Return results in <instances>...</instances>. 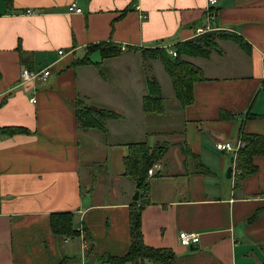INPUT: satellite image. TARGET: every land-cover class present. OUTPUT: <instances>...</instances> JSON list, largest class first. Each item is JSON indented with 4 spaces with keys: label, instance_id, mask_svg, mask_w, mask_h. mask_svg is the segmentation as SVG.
<instances>
[{
    "label": "crops",
    "instance_id": "obj_1",
    "mask_svg": "<svg viewBox=\"0 0 264 264\" xmlns=\"http://www.w3.org/2000/svg\"><path fill=\"white\" fill-rule=\"evenodd\" d=\"M13 2L8 9L0 0V127L26 132L0 133V264H110L100 257L130 249L137 191L144 242L173 250L175 264H264V156L235 188V158L227 177L235 156L217 149L238 145L241 129L264 136V0H219L213 30L237 33L251 53L221 40V52L186 57L204 79L184 106L156 77L162 112L143 109L145 72L159 60L129 48L170 50L198 36L208 25V0ZM73 4L82 11L71 12ZM108 40L124 48L121 56L102 60L95 51L92 65H75L87 47ZM27 66L50 68L51 76L23 84ZM78 98L122 119L107 122L106 136L82 130ZM143 140L165 153L148 188L138 189L124 161L129 145ZM198 160L205 172L196 170ZM60 212L74 213L76 234L53 232L52 215ZM186 231L200 242L182 246L178 235Z\"/></svg>",
    "mask_w": 264,
    "mask_h": 264
},
{
    "label": "trees",
    "instance_id": "obj_2",
    "mask_svg": "<svg viewBox=\"0 0 264 264\" xmlns=\"http://www.w3.org/2000/svg\"><path fill=\"white\" fill-rule=\"evenodd\" d=\"M8 9L14 8L13 0H4ZM213 22V21H212ZM226 40L233 43H237L242 50L247 54L251 53V45L245 41L237 33L225 31V29L207 31L204 34L194 36L191 40L182 41L178 45L174 46L171 50L177 53L176 57H173L168 53L169 48L153 46L150 48H129L131 51H137L142 59L145 60H159L163 67L170 75V80L173 83L175 95L179 102L187 106L194 100V83L195 81L203 80V72L198 67L187 61L186 57L198 56L207 58L211 55L212 50L219 51L218 41ZM95 51L99 52L102 60L108 58H117L124 52V48L111 40L108 42L94 43L87 47V54L77 60L75 65L85 64L92 65L89 55ZM20 59L26 66L27 59L24 58L25 52L19 48ZM221 52V51H219ZM99 65V63H97ZM28 67V66H27ZM155 75H149L145 72V80L148 94L144 99V110L146 112H162L164 111V98L161 95V85L157 81ZM78 119V127L83 129H99L106 136L108 134L107 122L111 119L120 120L122 116L116 113L112 109L102 108L101 106H93L87 103L84 99L76 100V111ZM250 118V117H249ZM26 132V129L12 127H0V133L3 135H12L14 133ZM240 140L243 142L244 147H240L238 153L235 156V167L238 171L235 188L240 187V182L244 179H248L258 170V166L254 163L255 158L258 156H264V136L258 134H246L242 129ZM130 151L124 161L125 175H131L138 184L139 189H147L148 183L146 181L148 172L160 161L164 156L165 148L154 147L151 149L148 143L143 140L139 143L129 145ZM195 160H197L195 158ZM194 164V163H193ZM196 170L206 171V168L201 165L198 160ZM142 207L139 206V202H134L130 208V222L132 243L129 251L123 257L102 255L100 261H106L110 264H144V261L148 260L152 264H175L177 263V255L173 250L153 248L149 247L145 242L142 231ZM51 227L53 232L61 234L63 236H72L77 233L74 226L75 215L74 213H58L52 215Z\"/></svg>",
    "mask_w": 264,
    "mask_h": 264
},
{
    "label": "built area",
    "instance_id": "obj_3",
    "mask_svg": "<svg viewBox=\"0 0 264 264\" xmlns=\"http://www.w3.org/2000/svg\"><path fill=\"white\" fill-rule=\"evenodd\" d=\"M219 0H208V5L206 7L207 13H208V18H207V23L208 25L204 29H199L198 33L199 35L206 33L207 31H213V22L215 19V7H217ZM71 12L78 13L82 11V8L77 6L76 4L71 5L70 9ZM168 53H170L171 56L176 57L177 53L174 52V50H169ZM64 51H59V55H64ZM51 76L50 68H45V69H38L36 70H30L28 67H24L21 71V82L24 84L26 82H34V81H43L46 82L49 77ZM32 103L36 104L37 101L34 98H31ZM244 147L243 142L240 140L238 145H233L229 142L221 143L217 145L218 150L222 151H230L231 153L236 156V154L239 151L240 147ZM159 163H156L155 165L152 166V168L149 170L148 175L150 177L155 176V173L157 172V169L159 168ZM179 236V240L182 246H193L194 244H197L200 242V237L194 233H190L188 231L186 232H181Z\"/></svg>",
    "mask_w": 264,
    "mask_h": 264
},
{
    "label": "rangeland",
    "instance_id": "obj_4",
    "mask_svg": "<svg viewBox=\"0 0 264 264\" xmlns=\"http://www.w3.org/2000/svg\"><path fill=\"white\" fill-rule=\"evenodd\" d=\"M154 72H152V75H156V77H158L159 81L162 82L163 84V88L166 94H169L172 89V81L170 80V75L168 74V72L166 71V69L164 67H162L163 65L161 64L160 61H157L154 63ZM152 67V65H151ZM152 68V70H153ZM151 74V70L149 71Z\"/></svg>",
    "mask_w": 264,
    "mask_h": 264
},
{
    "label": "water",
    "instance_id": "obj_5",
    "mask_svg": "<svg viewBox=\"0 0 264 264\" xmlns=\"http://www.w3.org/2000/svg\"><path fill=\"white\" fill-rule=\"evenodd\" d=\"M234 158L235 157H233L232 160H231V162H229L231 164V167L228 168L227 177H231L232 174H233V164H234L233 162H234ZM137 187L139 189L140 188V185H138ZM139 194H140V191H137L136 194H134V197H133V200L134 201H136V202L139 201V198H140V195ZM241 230H242V227H239L238 230H237V232L238 233H241Z\"/></svg>",
    "mask_w": 264,
    "mask_h": 264
}]
</instances>
